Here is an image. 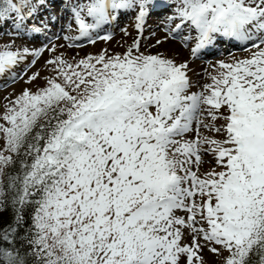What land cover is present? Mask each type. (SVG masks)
Wrapping results in <instances>:
<instances>
[{"label": "snow or ice", "instance_id": "snow-or-ice-1", "mask_svg": "<svg viewBox=\"0 0 264 264\" xmlns=\"http://www.w3.org/2000/svg\"><path fill=\"white\" fill-rule=\"evenodd\" d=\"M0 93V264H264V0H0Z\"/></svg>", "mask_w": 264, "mask_h": 264}, {"label": "rangeland", "instance_id": "rangeland-1", "mask_svg": "<svg viewBox=\"0 0 264 264\" xmlns=\"http://www.w3.org/2000/svg\"><path fill=\"white\" fill-rule=\"evenodd\" d=\"M5 39H8V37H5ZM119 40H120V35L117 34L115 39H114V41L111 44H105L104 42H98L95 46H87V47H85L82 51H80L79 54L81 56H83V55H85L87 53H96V52H98L100 49H102L104 47H108L110 50L119 51L120 49H118L116 47V42L119 41ZM174 47H176V45L167 44V45L164 46V49H162V50H170V49H172ZM228 47H229V45H228ZM229 49H231V51L234 52L238 56L244 54V53L240 52L239 50H237L236 48L233 49L232 47H230ZM221 50L223 51V55L227 56L228 50H226L224 48H222ZM182 55L186 57L187 53L184 52ZM219 58H223V57L220 56V55H217L215 57H209V59H219ZM192 67H193V69H194V71L196 73L200 72V70H201V61H196L195 63H193ZM199 78L200 77L198 75H195V74L193 75V80H197ZM20 87H21V85H16L17 90H19ZM0 95H3V93H0Z\"/></svg>", "mask_w": 264, "mask_h": 264}, {"label": "bare ground", "instance_id": "bare-ground-1", "mask_svg": "<svg viewBox=\"0 0 264 264\" xmlns=\"http://www.w3.org/2000/svg\"><path fill=\"white\" fill-rule=\"evenodd\" d=\"M231 45H229V47H230Z\"/></svg>", "mask_w": 264, "mask_h": 264}]
</instances>
